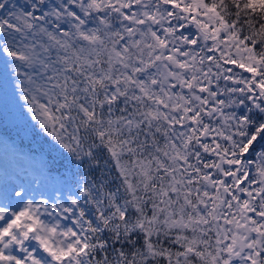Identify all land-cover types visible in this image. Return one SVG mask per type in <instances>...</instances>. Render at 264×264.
I'll return each mask as SVG.
<instances>
[{"label": "snow or ice", "instance_id": "1", "mask_svg": "<svg viewBox=\"0 0 264 264\" xmlns=\"http://www.w3.org/2000/svg\"><path fill=\"white\" fill-rule=\"evenodd\" d=\"M0 68V264H264V0H0Z\"/></svg>", "mask_w": 264, "mask_h": 264}, {"label": "trees", "instance_id": "2", "mask_svg": "<svg viewBox=\"0 0 264 264\" xmlns=\"http://www.w3.org/2000/svg\"><path fill=\"white\" fill-rule=\"evenodd\" d=\"M17 2H22V0H17ZM9 93H11V88L7 74L0 68V113H3V119H0V141H6L7 144L12 143L17 149L25 153L30 149L38 152L39 144L36 138L29 131L18 127L22 122L8 113L9 106L15 105L13 96L11 99L7 97ZM12 122H15V125H11Z\"/></svg>", "mask_w": 264, "mask_h": 264}, {"label": "rangeland", "instance_id": "3", "mask_svg": "<svg viewBox=\"0 0 264 264\" xmlns=\"http://www.w3.org/2000/svg\"><path fill=\"white\" fill-rule=\"evenodd\" d=\"M7 97L11 99L12 93H9ZM17 112L15 105L9 106V114ZM11 125H15V122H12ZM5 142L0 141V172L13 176L28 173V176L25 177L26 179L33 176L41 180L46 179L43 171H41L40 159L38 157L35 160H30L20 155L21 150H17L13 145L9 146Z\"/></svg>", "mask_w": 264, "mask_h": 264}]
</instances>
